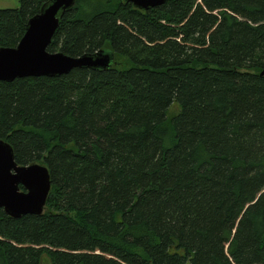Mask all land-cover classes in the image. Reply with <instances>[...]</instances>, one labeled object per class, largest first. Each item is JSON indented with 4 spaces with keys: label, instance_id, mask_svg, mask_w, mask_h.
Masks as SVG:
<instances>
[{
    "label": "trees",
    "instance_id": "16d2710c",
    "mask_svg": "<svg viewBox=\"0 0 264 264\" xmlns=\"http://www.w3.org/2000/svg\"><path fill=\"white\" fill-rule=\"evenodd\" d=\"M45 1L0 8V47ZM103 49L0 81V139L50 176L40 214L0 208V264H264V0H75L47 50Z\"/></svg>",
    "mask_w": 264,
    "mask_h": 264
},
{
    "label": "water",
    "instance_id": "95a60500",
    "mask_svg": "<svg viewBox=\"0 0 264 264\" xmlns=\"http://www.w3.org/2000/svg\"><path fill=\"white\" fill-rule=\"evenodd\" d=\"M146 10L160 6L165 0H127ZM75 0H46L38 13L31 16L25 31L14 47H0V81L20 77L54 76L73 68H108L113 52L99 50L70 56L47 50L58 21ZM263 74V72H262ZM20 185L24 189H20ZM50 189L47 167L40 163L20 165L14 160L12 147L0 139V208L11 217L40 214Z\"/></svg>",
    "mask_w": 264,
    "mask_h": 264
},
{
    "label": "rangeland",
    "instance_id": "374dc122",
    "mask_svg": "<svg viewBox=\"0 0 264 264\" xmlns=\"http://www.w3.org/2000/svg\"><path fill=\"white\" fill-rule=\"evenodd\" d=\"M20 0H0V8H15L19 6ZM178 110V104L176 102L171 103L168 112L172 114Z\"/></svg>",
    "mask_w": 264,
    "mask_h": 264
},
{
    "label": "bare ground",
    "instance_id": "6f19581e",
    "mask_svg": "<svg viewBox=\"0 0 264 264\" xmlns=\"http://www.w3.org/2000/svg\"><path fill=\"white\" fill-rule=\"evenodd\" d=\"M127 1V0H126ZM130 2V1H129ZM134 6V5H133ZM135 7V6H134ZM157 7V6H156ZM137 8V7H136ZM139 9V8H138ZM142 10V9H141ZM147 10V9H146Z\"/></svg>",
    "mask_w": 264,
    "mask_h": 264
}]
</instances>
